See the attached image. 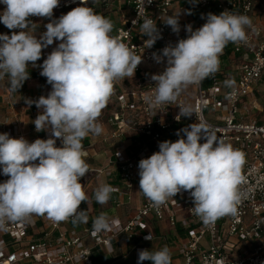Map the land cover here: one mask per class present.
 Here are the masks:
<instances>
[{"label": "clouds", "instance_id": "9594fccd", "mask_svg": "<svg viewBox=\"0 0 264 264\" xmlns=\"http://www.w3.org/2000/svg\"><path fill=\"white\" fill-rule=\"evenodd\" d=\"M59 3L0 0L5 5L0 23L9 30L19 29L11 35L0 34V79L7 77L10 91L17 92L29 79V64L36 66L42 49L59 41L40 65V74L46 77L51 91L36 101L26 99L27 104L35 103L42 110L32 121L36 131L48 130L50 137L29 142L0 133V169L9 177L0 183V230L7 222L23 221L33 214H46L56 222L72 218L73 223H88L87 211L80 209L82 202H88L80 178L89 172L82 140L90 133L102 134L103 127L97 121L114 92V83L133 77L142 62V56L111 35L112 21L88 6L75 7L51 20L37 38L28 30L32 26L29 17L52 18ZM179 15L164 21L174 33L180 31ZM250 25L247 15L228 11L209 13L206 23L196 30L186 25L187 38L163 48L162 55L153 53L157 63L166 58L167 66L152 76L155 89L145 97L147 103L152 107L171 105L190 85L214 76L226 45L245 41V28ZM141 34L148 37L149 48L160 38L153 18H144ZM225 85L232 87L234 81L227 80ZM179 109L177 121L194 113L190 106ZM176 134L180 138L175 142H160L159 151L139 161V191L156 206L182 190L189 191L194 212L205 225L224 216H236L244 180V154L200 122ZM57 139L61 147L56 146ZM202 139L205 142L201 143ZM114 191L111 185L101 184L94 199L104 205ZM110 228L104 214L92 221L93 234ZM145 239L151 240V235ZM144 261L171 264L170 250L167 246L154 252L140 250L137 264Z\"/></svg>", "mask_w": 264, "mask_h": 264}, {"label": "built area", "instance_id": "2783aa9c", "mask_svg": "<svg viewBox=\"0 0 264 264\" xmlns=\"http://www.w3.org/2000/svg\"><path fill=\"white\" fill-rule=\"evenodd\" d=\"M90 1L95 0H85V4ZM124 1L132 8V17L124 19L111 35L136 55L142 56V62L127 87L121 85L122 79L114 83L111 97L116 98L118 111L104 125L115 130L105 127L99 137L109 143L132 132L145 142L139 144L136 151H128L124 143L112 144L106 152L109 158L107 166L89 167V172L80 178V182L83 184L89 174L110 177L118 172L124 191L130 198V192L140 180L139 161L159 151L160 142H175L180 138L176 134L179 130L200 122L210 127L219 139L244 154V180L240 185L242 195L237 214L205 225L194 212L190 192L183 190L159 206L145 198L140 210L126 223L110 221V230L97 234L92 231L94 219L80 235L71 228L72 218L56 222L46 214H33L23 221L7 222L5 229L0 230V264H95L93 249L84 243V236L93 239L95 247H102L108 254H113V243L121 237L126 241L147 240L145 237L151 235L150 224L163 221L171 227L180 224L187 233L175 243L184 261L182 264H264V110L261 120L251 118L255 110L264 107V88L259 89L264 81V0H187V4L200 16L197 21L189 16L187 4L185 8L179 6L182 0ZM104 3L108 4V0ZM85 4L82 0H60L52 18L29 17V20L32 26L39 22L47 24L66 14L67 10ZM225 11L250 18L251 25L245 28L247 39L228 43L219 56V70L215 75L198 85H190L195 94L190 106L194 112L191 117L176 120L179 106H187L181 95L171 105L150 106L145 97L154 92L155 81L147 75L145 67L157 64L153 53L162 55L163 48L175 45L188 35L181 30L174 33L164 21L180 12V26L185 22L182 16L187 14L200 28L206 23L209 13L219 15ZM146 17L155 20L160 33V38L150 48L147 47L148 37L141 34V23ZM58 44L59 41H54L51 52ZM42 64L32 66L30 63L29 68L35 69ZM227 80L234 81V85L227 87ZM205 83H208L207 87ZM4 105L8 113L4 118L0 115V133H8L12 138L23 137L29 142L50 137V132L32 137L20 130L13 113L21 106L17 99H6ZM200 142L205 141L202 139ZM82 145L86 152L85 161L93 158L91 147ZM56 146H62L60 139H57ZM8 178L0 169V183ZM121 205V202L116 204L117 207ZM140 250L145 249H136L137 255ZM137 262L138 258L133 264Z\"/></svg>", "mask_w": 264, "mask_h": 264}, {"label": "crops", "instance_id": "0c3cea01", "mask_svg": "<svg viewBox=\"0 0 264 264\" xmlns=\"http://www.w3.org/2000/svg\"><path fill=\"white\" fill-rule=\"evenodd\" d=\"M101 1L102 3H100ZM118 1H123V6L130 7V10L127 11L126 8L124 10L119 8V12L113 11V13L103 15V11H100L102 9H99L96 6L98 4H101L104 10L108 11V4L104 3V0L90 1L82 6L91 7L96 13L110 19L114 25L113 29H116L121 26L124 19H129L132 17L131 6L128 5L124 0ZM187 3V0H182L179 6L181 8H185ZM4 8L5 6H0V12H2ZM72 9L67 10V12L71 11ZM117 13H119V17H117ZM186 15L182 16V21H185L180 26V28L182 29H185L184 25H188L189 22L187 19L189 18V16ZM45 25L46 24L39 22L35 26H31L28 30L30 32H33L36 37L39 38L46 31ZM12 31L18 32L19 29L9 30L5 25H3V23H0V34L11 35ZM50 53L51 45L47 48L42 49L41 59L36 63H42ZM161 66H167L166 58H164V62L157 63L153 67H145V71L147 75L153 76L155 74H159L158 69ZM28 71L29 79L23 83L22 87L18 89L17 92L10 91L8 82H6L7 77H5L4 79H0V115L4 118L8 113V109L6 108V105H4L6 99H17L20 102L21 106L19 109H15L13 113L16 117V122H18L17 124L19 125L20 130L24 133L30 134L32 137L44 136L50 131L45 130L37 132L35 129V125L32 122L36 119L37 115L42 110L38 109L35 103L31 105L27 104L26 99L36 101L41 96H47L51 91V85L47 83L46 77H43L40 74L42 71L40 66L35 69L28 68ZM133 77H127L124 80L122 79L121 85L127 87L132 81ZM112 100L114 101L112 102ZM110 101L112 102L110 103L112 108H109L108 112L105 111V109L107 110L108 107L103 109L104 113L101 112L97 121L98 123H103V125L106 124V120L118 111L116 98L109 99L107 103H109ZM102 127H107L111 131L115 130L111 127H108V125H104ZM136 138L141 139L140 136H136L132 132H129L121 139L105 143L99 136L90 133L82 140V143H84L86 146L91 147L94 157L86 160V163L92 169L106 167L109 162V158H107L106 152L112 147V144L124 143L128 147V151H136L137 144H139L135 141ZM104 183L111 185L116 189V191L111 194V198L106 204L101 205L95 201L94 192L101 184ZM83 187L85 193L88 196V202H82L80 205V209L87 211L88 223H73V225H71V228H74V230H76L80 235H83L84 230L91 225V221L101 214H104L106 217H108L110 221L118 220L121 223H126L132 216L137 213L138 210H140L139 208L146 198L145 195L141 191H139V183H137L132 189L129 198V194L127 195L126 191H124L123 184L118 172H115L110 177H107L106 175L97 176L95 174H89L87 179L83 183ZM117 202H121L122 205L120 207H117ZM150 230L151 240L147 239L144 241H126L125 238L121 237L118 241H115L113 243V254H108L102 247H95L94 240L90 237L84 236V243L88 247L93 249L92 257L95 264H133L135 259L138 258L136 249L144 248L154 252L163 248L164 246H167L170 250L171 264H182L184 261L175 247V243L186 237L187 234L186 231L181 227V225L178 224L176 227H171L167 221L158 223L155 222L150 224ZM143 263L152 264L151 261H144Z\"/></svg>", "mask_w": 264, "mask_h": 264}, {"label": "rangeland", "instance_id": "374dc122", "mask_svg": "<svg viewBox=\"0 0 264 264\" xmlns=\"http://www.w3.org/2000/svg\"><path fill=\"white\" fill-rule=\"evenodd\" d=\"M100 3H102V1ZM263 5H264V2H263ZM96 7L99 8V9L100 8L102 9L100 11H103V15H107L108 13H113V11L114 12H119L118 11L119 8H121L122 10H124L126 8L127 11L130 10V7L123 6V1H118V0H108V8H109L108 11H105L101 4H98ZM116 15H118L117 17H119V13H117ZM188 21H189L188 24L192 25L193 30H196V29L199 28V26L194 23V20L188 18ZM184 26H186V25H184ZM180 30L182 32H186V29L180 28ZM164 69H165V67L161 66L158 69L159 70L158 73H160L161 71H164ZM207 86H208V83H205V87H207ZM263 88H264V81L262 82V85L259 87V89H263ZM193 95H195L194 94V89H192L191 86H189L185 91L182 92L181 97L182 98L184 97V100L187 102V106H191L192 105ZM110 99H114V98H110ZM113 101L114 100H112V102ZM112 102L110 101L109 103H107L106 107H108V109L107 110L105 109L106 112L109 111V108H112V106L110 104ZM263 110H264L263 106L261 107L260 110H255L251 114V118L253 120H258V121L261 120L263 118ZM102 112L104 113V110H102Z\"/></svg>", "mask_w": 264, "mask_h": 264}, {"label": "trees", "instance_id": "16d2710c", "mask_svg": "<svg viewBox=\"0 0 264 264\" xmlns=\"http://www.w3.org/2000/svg\"><path fill=\"white\" fill-rule=\"evenodd\" d=\"M187 12H188V13H189V12L191 13V14H189V16H190L192 19H194L195 21H197V20L200 19L199 14L196 13V12L193 10V8H192L190 5H188V4H187ZM213 14H217V13L213 12ZM135 141H136L137 143H139V144L145 142L144 139H138V138H136ZM139 144H137V148H138Z\"/></svg>", "mask_w": 264, "mask_h": 264}]
</instances>
